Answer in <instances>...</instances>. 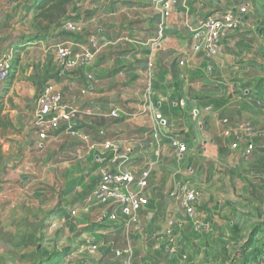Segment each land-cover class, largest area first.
Wrapping results in <instances>:
<instances>
[{
    "label": "crops",
    "instance_id": "1",
    "mask_svg": "<svg viewBox=\"0 0 264 264\" xmlns=\"http://www.w3.org/2000/svg\"><path fill=\"white\" fill-rule=\"evenodd\" d=\"M40 1L0 0L7 25L0 39L5 46L8 40H35L20 51L22 56H33L39 50L41 80L34 85L28 79L23 88L16 87V104L27 97L36 107L42 85L51 84L77 110L73 130L64 127L47 139L53 143L50 154L55 152L59 164L42 160V164L49 163L44 178L51 168H58L62 176L64 169L69 173L66 182L80 180L76 192L67 198V203L75 204V214L68 217L69 208L60 214L64 236L75 234L80 252L98 245V251L90 253L96 264H258L262 243L247 235L245 217L260 213L259 208L264 211V182L260 181L264 177V0H172L168 16L161 0H72L66 17L38 40L34 7ZM242 6L248 7L244 22L224 38L219 56L208 60L204 52H195L194 30L204 19ZM68 21L80 25L82 32L68 33L64 28ZM94 35L100 42L94 64L61 73L58 47L80 53ZM150 62L153 84L148 94ZM27 68L26 76L31 78L34 65ZM114 110L119 112L117 119L111 116ZM157 111L167 121L161 129L162 147L151 137ZM247 121L261 136L254 154L246 159L243 135L226 137L224 132ZM171 138L188 145L182 163L178 161L179 171L172 159L177 154L168 145ZM104 141H113L129 152L126 169L151 168L149 204L138 223L128 228L122 217L112 222L105 218L106 208L86 200L102 173L118 169L111 152L100 147L90 150L91 144ZM20 179L24 185L30 177ZM183 185L200 193L195 220L185 217L170 197ZM28 189L29 185L23 192ZM15 191L12 187L7 196ZM8 205L0 222V264H33L39 245L17 243L14 235L6 234L21 232L24 239L29 237L25 233L31 230L30 204L25 203L29 211L21 220L16 215L11 219L15 207ZM170 219L177 223L173 244L163 235ZM197 224L208 225L210 230L198 231ZM4 244L8 250H3ZM127 248L130 256L116 255Z\"/></svg>",
    "mask_w": 264,
    "mask_h": 264
},
{
    "label": "rangeland",
    "instance_id": "2",
    "mask_svg": "<svg viewBox=\"0 0 264 264\" xmlns=\"http://www.w3.org/2000/svg\"><path fill=\"white\" fill-rule=\"evenodd\" d=\"M0 12V24L3 25L0 26V35H6L7 25H4L3 10ZM27 29L28 22L24 24L23 31L25 32ZM8 41L9 44L5 46L4 41L0 39V51L2 50L0 58L9 57L12 62L11 78L0 86V222L4 218L2 212L10 206L8 205L9 202L15 207V211H10L11 219L16 215L19 220L22 219L25 212L29 211V207L25 208V203L29 202L30 210H32L31 230H27L25 233L26 235L30 234L29 237L24 239L21 232L6 234L14 235L17 243L26 241L27 244L32 242L33 245H39L40 251H34L37 259L33 264H46V260L53 258L58 260L54 264H96L95 258L92 257L89 250L85 249L87 252H80L79 245H75V234L70 232L69 235L64 236L62 232V227L65 226L60 221L62 217L60 214L63 209L69 208L68 217H73L72 211H75V204L72 203V206V204L67 203V198L72 197L76 188L80 186L79 178L74 183H68L65 180L70 178L69 173L65 172L64 169L62 176L58 168H51L49 179L43 177L44 170L49 163L42 164V160L52 162L49 164L52 166L59 164L55 152L52 153L51 151L52 154H50V145L53 143H49L48 140L41 141L38 137L34 127L36 109L34 102L26 97L25 99L21 98L22 103L20 105L16 104L18 95L16 94V87L22 86L23 88V83L27 82L28 79L29 81L32 80L34 85L41 80L40 56L37 55L39 50L37 53L34 52L33 56H22L20 51L23 52L29 47V42L34 44L35 40L23 38L19 41ZM29 64L34 65L31 78L26 76ZM43 86L45 84L42 85V88ZM28 87H30V83H27L25 89L28 90ZM47 154H50L49 158L46 157ZM172 159L176 162V170L179 171L178 165L182 163L183 158L175 156ZM24 175H28L30 180L23 185L20 178ZM260 181L264 182V177L260 178ZM47 182L49 185H46ZM28 185L27 192H23L24 187ZM12 187H15L16 191L11 196H7ZM260 209L262 208L258 209L260 213L245 217L247 225L245 229L250 231L247 232V235L250 233L253 242L260 240L259 230L264 229V211ZM7 247L4 244L3 250H8ZM16 251L19 254L20 251L18 249ZM256 263L264 264V261L260 260ZM51 264L53 263L51 262Z\"/></svg>",
    "mask_w": 264,
    "mask_h": 264
},
{
    "label": "built area",
    "instance_id": "3",
    "mask_svg": "<svg viewBox=\"0 0 264 264\" xmlns=\"http://www.w3.org/2000/svg\"><path fill=\"white\" fill-rule=\"evenodd\" d=\"M160 2V1H159ZM164 7L165 15L168 16L172 9V0H161ZM248 12L247 6H242L239 10H228L221 13H213L204 19L194 30L193 40L195 42V52H204L208 60L219 56L222 52V42L230 33L238 30L244 22V17ZM1 14V12H0ZM65 30L73 35L80 34L82 27L73 22L64 23ZM100 50L99 38L94 35L90 38L88 47H85L80 53H74L66 46H59L57 50L58 62L61 68V73H70L80 69H89L96 59ZM184 65V61L180 62ZM153 64L149 63L148 72V87L147 93L152 91ZM12 62L9 57L0 58V86L6 83L9 78ZM211 70V67H210ZM92 79V75L88 76ZM113 118H119V112L114 110L111 112ZM77 118V110L74 107L67 105L64 102L63 95L54 85L46 84L36 102L34 114V127L41 141L47 140L50 135L67 127L74 129V123ZM156 124L153 127L151 137L153 141L160 147L165 144V138L161 135V129L167 126V121L160 112L155 114ZM226 137L235 134H242L246 141L244 158H250L255 150V142L261 136V132L256 131L253 124L249 121L242 123L235 130L227 129L224 132ZM83 140H88V137L83 136ZM239 141V137L236 138ZM169 147L176 152L177 156L183 158L188 153V145L180 139L171 138L168 142ZM238 144L234 143L233 147L237 148ZM103 151L111 152L115 163H118V169L114 171L102 173L97 184L91 189L86 198L87 202L94 206H102L106 208L105 218L117 222L122 217L125 226L136 224L139 221L141 211L149 204L147 193L150 188L151 168L146 167L140 172H134L126 169L125 166L130 162L128 151H123L120 146L113 141H104L101 144H91L90 150L96 151L97 148ZM170 197L175 199L184 216L189 219L197 217V202L200 193L191 190L188 186H181L179 192H173ZM75 214L74 211H72ZM177 223L174 219L168 221V226L165 229L164 237L173 244L175 241V230ZM198 231L208 232L210 227L205 224H197ZM90 253H96L99 246L92 244L89 247ZM130 256V248L123 252L116 253ZM261 260L264 261V245L262 246ZM79 264V263H74Z\"/></svg>",
    "mask_w": 264,
    "mask_h": 264
},
{
    "label": "trees",
    "instance_id": "4",
    "mask_svg": "<svg viewBox=\"0 0 264 264\" xmlns=\"http://www.w3.org/2000/svg\"><path fill=\"white\" fill-rule=\"evenodd\" d=\"M72 0H41L34 7V30L35 39H39L41 34L48 33L59 20L66 17L68 7ZM22 48V47H21ZM12 74V73H11ZM10 74V78H11ZM258 243L264 245V233L260 234ZM262 252V247H261Z\"/></svg>",
    "mask_w": 264,
    "mask_h": 264
}]
</instances>
